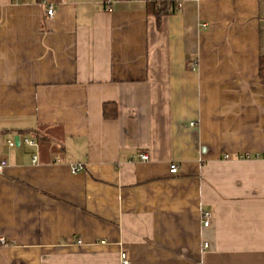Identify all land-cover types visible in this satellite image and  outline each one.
I'll return each mask as SVG.
<instances>
[{
    "label": "crops",
    "instance_id": "0c3cea01",
    "mask_svg": "<svg viewBox=\"0 0 264 264\" xmlns=\"http://www.w3.org/2000/svg\"><path fill=\"white\" fill-rule=\"evenodd\" d=\"M105 1L0 0V264H264V0Z\"/></svg>",
    "mask_w": 264,
    "mask_h": 264
},
{
    "label": "built area",
    "instance_id": "2783aa9c",
    "mask_svg": "<svg viewBox=\"0 0 264 264\" xmlns=\"http://www.w3.org/2000/svg\"><path fill=\"white\" fill-rule=\"evenodd\" d=\"M105 3L107 4L108 10L112 11V7L110 6L111 5V1L106 0ZM48 15L49 16H53L54 15V8L53 7H49ZM25 142L28 143V144H31V145H35L36 144L35 141L27 139V138L25 139ZM10 145L14 146L15 142L14 141H10ZM228 157L229 156L226 155V158H228ZM141 159L142 160H149V155L148 154H143V155H141ZM34 161L35 162L38 161V156L37 155L34 157ZM7 166H8L7 159L4 158V157H0V174H2L4 172V170H5V168ZM83 170H84V165L81 164V163L72 165V172L73 173H78V172H81ZM178 170H179L178 166L175 163H172L171 166H170V172L175 174V173H178ZM202 220H203L204 226L205 227H209L212 224V220H213L212 212L209 211V210L202 211ZM0 241L3 244L7 243L6 239L3 238V237L0 238ZM205 246L207 247L208 244L206 243ZM120 257H121L120 258L121 259V264H132L131 258H130L129 254L126 251H122Z\"/></svg>",
    "mask_w": 264,
    "mask_h": 264
},
{
    "label": "trees",
    "instance_id": "16d2710c",
    "mask_svg": "<svg viewBox=\"0 0 264 264\" xmlns=\"http://www.w3.org/2000/svg\"><path fill=\"white\" fill-rule=\"evenodd\" d=\"M180 3L174 0H150L147 5V11L150 15H154L157 21L158 26H160L161 20L164 16L175 14L180 10ZM109 105H105V115L106 117H116V111L114 115L107 113V108ZM36 141L38 142L40 148L47 150L52 146L53 139L50 136L42 135L40 130L35 131Z\"/></svg>",
    "mask_w": 264,
    "mask_h": 264
},
{
    "label": "water",
    "instance_id": "95a60500",
    "mask_svg": "<svg viewBox=\"0 0 264 264\" xmlns=\"http://www.w3.org/2000/svg\"><path fill=\"white\" fill-rule=\"evenodd\" d=\"M15 141H16V144H17V145L20 144V138H19V136H17V137L15 138Z\"/></svg>",
    "mask_w": 264,
    "mask_h": 264
}]
</instances>
